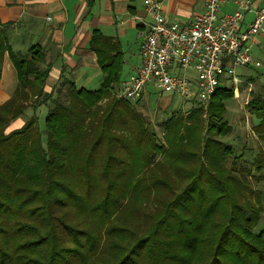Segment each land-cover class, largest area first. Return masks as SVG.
<instances>
[{
    "label": "trees",
    "instance_id": "obj_1",
    "mask_svg": "<svg viewBox=\"0 0 264 264\" xmlns=\"http://www.w3.org/2000/svg\"><path fill=\"white\" fill-rule=\"evenodd\" d=\"M4 51L17 85L0 105V264H264V200L247 180L264 178V157L240 167L243 148L233 169L223 163L228 79L205 109L156 123L159 142L136 103L114 96L118 56L97 90L69 80L47 90L40 48L23 55L0 42ZM41 105L43 130L32 116L8 131ZM247 106L264 141V84Z\"/></svg>",
    "mask_w": 264,
    "mask_h": 264
},
{
    "label": "crops",
    "instance_id": "obj_2",
    "mask_svg": "<svg viewBox=\"0 0 264 264\" xmlns=\"http://www.w3.org/2000/svg\"><path fill=\"white\" fill-rule=\"evenodd\" d=\"M252 1L259 6L261 0ZM204 2L163 0L162 11L168 21L185 25L203 12ZM235 9L233 0H224L220 13H232ZM252 19L253 14L247 13L244 23ZM151 21L144 12L143 0H0V42L23 55L31 46L42 50L50 65L47 90L57 88L64 80L72 81L77 89L97 90L105 76L103 66L108 58L118 56L121 70L119 81L112 85L115 93L120 83L128 80L140 65V34ZM93 34L98 38H93ZM107 40L114 49L109 48ZM253 57L260 68L261 62L256 55ZM249 78H246L249 83L258 81ZM16 85L15 68L8 51H4L0 59V105L9 99ZM151 91L156 94L147 86L140 102L148 105L146 94ZM156 95L161 98L160 103L164 102V95ZM44 114V105L28 109L24 116L9 123L8 131L21 128L32 116L38 121Z\"/></svg>",
    "mask_w": 264,
    "mask_h": 264
},
{
    "label": "built area",
    "instance_id": "obj_3",
    "mask_svg": "<svg viewBox=\"0 0 264 264\" xmlns=\"http://www.w3.org/2000/svg\"><path fill=\"white\" fill-rule=\"evenodd\" d=\"M143 1L152 21L140 34V65L120 83L117 99L137 103L150 86L158 95L176 94L186 109L194 104L206 108L225 78L237 90L250 86L234 68L260 66L249 50L256 44L264 51V0L259 6L252 0H233L236 9L228 14L220 13L224 0H205L203 12L185 25L167 20L163 0ZM247 13L253 19L245 24Z\"/></svg>",
    "mask_w": 264,
    "mask_h": 264
},
{
    "label": "rangeland",
    "instance_id": "obj_4",
    "mask_svg": "<svg viewBox=\"0 0 264 264\" xmlns=\"http://www.w3.org/2000/svg\"><path fill=\"white\" fill-rule=\"evenodd\" d=\"M258 44L261 42L260 39H256ZM259 47L253 45L249 50L250 54L256 55L258 60L261 62V67L254 69L253 67H236L235 75L241 78H257L254 83H250L248 85H241L238 87V90L231 85L229 80L227 81V87L232 88V99L226 101L225 103V112L223 113L224 120L227 122V125L230 126L231 131L229 134L220 138L221 145L225 148L231 150V154L224 152L223 154V163L227 169H233L232 161L236 158L239 154H241V150L244 148V161L237 160L238 166L241 167L242 164L245 165L247 162H253L255 158L258 156L264 157V141L260 140L259 137L256 138L254 133L252 132L251 126L256 124V120L252 118L250 111L248 110V102L250 101L252 94H258L260 91V87L264 84V51H258ZM254 58V57H253ZM125 76V75H124ZM228 79V78H227ZM247 81V80H246ZM249 82V81H247ZM162 100L164 102L160 103V99L155 93L148 92L146 97L148 98V105L144 102L139 100L134 107L135 109L141 114L144 120L147 123L153 124L155 128V132L157 134L156 138L157 141L162 142V133L160 132L159 128L156 126V123H160L165 118H167L171 113L176 111L179 108L183 107V110L186 111L187 109L184 108L185 104L183 101L176 95V94H166L164 95ZM170 97L171 104H167V98ZM104 101L101 102V104ZM158 103V105L156 104ZM205 109V108H204ZM205 112V110H204ZM43 117L40 116L38 119V125L41 130H43ZM243 144H245L243 146ZM234 162V161H233ZM242 163V164H241ZM250 164V163H248ZM256 170L252 171V174L248 176L247 180L251 184L252 191L260 190L261 191V201L264 200V178L261 181L256 182L254 179V175H257ZM262 177H264V169H262ZM264 204V201H262ZM264 208V206H262ZM264 228V209H262V214L259 220V224L257 229L260 230Z\"/></svg>",
    "mask_w": 264,
    "mask_h": 264
}]
</instances>
